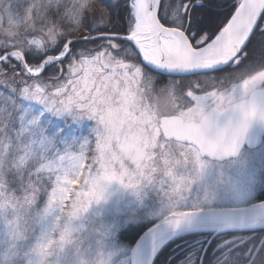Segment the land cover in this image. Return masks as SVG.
I'll use <instances>...</instances> for the list:
<instances>
[{
    "label": "snow or ice",
    "instance_id": "6c2138e0",
    "mask_svg": "<svg viewBox=\"0 0 264 264\" xmlns=\"http://www.w3.org/2000/svg\"><path fill=\"white\" fill-rule=\"evenodd\" d=\"M86 3L76 0L77 22L69 25L58 8L49 7L48 36L35 29L0 34V136L18 146L10 158H28L22 175L7 173L0 193L10 199L11 187L26 200L43 193L47 210L69 216L101 199L112 181L133 189L141 183L167 187L174 164L182 171L190 159L204 166V153H235L236 141H204L165 97L178 92L188 104L199 103L208 92L199 78L214 88L237 70L264 66V0H96L91 11ZM8 7L23 25L26 0H11ZM57 23L63 31H56ZM257 30L258 56L249 47ZM50 69L54 74L45 75ZM160 74L170 79L157 88ZM188 77L198 79L185 83ZM45 111L94 120L92 138L61 147L40 124ZM174 145L186 149L183 156ZM166 154L180 156V162ZM210 203L185 196L165 209L163 223L173 230L192 227ZM256 209L264 216V202ZM207 211L223 229L243 223L245 210Z\"/></svg>",
    "mask_w": 264,
    "mask_h": 264
},
{
    "label": "clouds",
    "instance_id": "9594fccd",
    "mask_svg": "<svg viewBox=\"0 0 264 264\" xmlns=\"http://www.w3.org/2000/svg\"><path fill=\"white\" fill-rule=\"evenodd\" d=\"M10 2L0 0V20L5 21L0 23V34L13 36L18 32L35 29L39 34L48 36L49 28L53 27L47 16L49 7L58 8L61 15L66 16L65 25L77 22L72 16L77 11L73 7L76 0H26L23 25L9 9ZM80 3H85V0H80ZM94 3L96 0H87L88 11H91L90 6ZM55 29L57 32L64 30L59 23ZM202 95L205 98L199 103L188 104L180 93H169L165 102L176 109L177 114L206 142L219 145L236 141L237 152L249 129L254 124L264 125V66L255 70H237L223 83ZM2 127L0 124V130ZM17 147L10 139L0 136V187L7 184L9 171H15L18 176L23 174L28 158L22 159L20 154L9 157V152H16ZM174 147L180 156L186 152L179 145ZM236 152L223 156L204 153V166L190 159L188 167L182 171L174 164L171 184L167 187L151 185L157 190L162 206L165 209L174 207L188 195L200 200L206 197L212 200L216 186L223 184L225 177L217 173L213 179L206 180L209 161L234 156ZM180 156L166 154V159L179 163ZM142 185L145 183L137 188ZM6 195L10 199L0 193V231L3 233L0 235V264H17L18 258L23 259V264H60L57 256L67 247L80 251L85 237L84 225L78 222L88 209L79 215L69 216L58 210H47L46 203L37 210L35 206L39 199H23L11 187ZM33 232H36L35 239L30 246L22 248L21 245L28 241ZM78 264H110V257L98 248L91 261L80 256Z\"/></svg>",
    "mask_w": 264,
    "mask_h": 264
},
{
    "label": "rangeland",
    "instance_id": "374dc122",
    "mask_svg": "<svg viewBox=\"0 0 264 264\" xmlns=\"http://www.w3.org/2000/svg\"><path fill=\"white\" fill-rule=\"evenodd\" d=\"M67 63L68 61H65L62 65L65 70ZM197 79V77L188 78L185 83L187 80ZM167 81L162 83L154 81V85L159 88ZM199 82L203 90H212L211 81L199 78ZM186 90L187 87H185ZM35 110L39 111L40 106L35 105ZM40 124L46 135L56 139L61 147L67 143L75 148L80 140L92 138L95 121L88 117L77 121L67 114L57 116L45 111L41 116ZM92 147H95L94 141ZM217 173L224 175L225 182L216 186L211 203L203 205V208H229L263 201L264 144L253 150H245L237 158L229 161L221 163L209 161L206 180L213 179ZM74 187L78 188V184ZM153 197L154 203L147 207L148 199ZM45 199L46 196L41 193L35 206L37 210L43 206ZM158 201H160L158 192L151 185L145 184L133 189L125 187L117 181L107 184L101 199L94 201L78 222L84 225L83 234L85 237L80 251L76 252L71 246L67 247L63 253L57 256L60 264H78L80 256L91 261L98 248H101L110 257V264H129L130 250L135 240L132 243L124 242L118 237V232L128 228L135 221L140 222L139 220L147 221L148 224L144 227L146 229L163 218L166 210L160 205L161 201L160 204ZM0 235H3L2 231H0ZM35 236L36 232H33L21 247L30 246ZM207 240V235L172 239L158 250L152 264L162 250V256L154 264H195L197 254L202 244ZM237 243H240L237 236L222 237L218 240L215 250H227L236 246ZM163 256H166V259L161 262ZM17 264H23V259L18 258Z\"/></svg>",
    "mask_w": 264,
    "mask_h": 264
},
{
    "label": "water",
    "instance_id": "95a60500",
    "mask_svg": "<svg viewBox=\"0 0 264 264\" xmlns=\"http://www.w3.org/2000/svg\"><path fill=\"white\" fill-rule=\"evenodd\" d=\"M142 59V58H141ZM167 75V74H162ZM168 76V75H167ZM264 137V125L254 124L246 134L245 139L242 141L241 147L238 149L234 156H229L227 158H217L212 161L222 162L225 160L236 158L243 147L249 149L257 147ZM261 202H264L261 201ZM259 202V203H261ZM259 203L250 204L246 206H237L229 208H210V209H244L242 213L243 223L235 224L228 228H220L215 224L211 217L212 213L207 211L209 208H204L205 211L196 217L193 221L192 227L182 226L178 229L173 230L169 226L163 223V218L159 219L155 223L148 226L144 229L135 239L130 250L129 264H152L153 259L155 258L158 250L168 241L181 237L183 235L191 234L194 232H226V231H239L245 229H253L264 227V216L257 215L256 206ZM255 218L257 223L253 225L251 220ZM164 241V242H163ZM163 242V243H162ZM162 243V245L156 250L155 253L152 252V249Z\"/></svg>",
    "mask_w": 264,
    "mask_h": 264
},
{
    "label": "trees",
    "instance_id": "16d2710c",
    "mask_svg": "<svg viewBox=\"0 0 264 264\" xmlns=\"http://www.w3.org/2000/svg\"><path fill=\"white\" fill-rule=\"evenodd\" d=\"M226 11V10H225ZM226 22V21H225ZM252 42L249 45L250 48H255L257 56L259 55V31L251 38ZM98 43V42H97ZM82 47H93V44H82ZM55 54V53H50ZM138 61V58H136ZM65 63V62H64ZM54 74L51 69L49 72H46L45 75ZM169 78L165 76L158 75L155 82H164ZM188 79V78H187ZM154 203V197L149 198L147 201V207ZM160 204V201H158ZM162 205V204H160ZM146 207V208H147ZM132 223L128 228L120 230L118 232V237L127 243H132L139 233L147 226V221H141ZM199 235H207L208 240L205 241L195 259V264H264V229H258L253 231H230L222 233H193L182 237H196ZM237 236L240 243H237L236 246L230 249L225 250H215V246L219 239L222 237H233ZM247 237V239H245ZM176 241V240H175ZM163 250L157 255L156 260H159L162 256ZM166 259V256H163L161 262ZM154 261V263H155ZM218 261V262H217ZM153 263V264H154Z\"/></svg>",
    "mask_w": 264,
    "mask_h": 264
},
{
    "label": "bare ground",
    "instance_id": "6f19581e",
    "mask_svg": "<svg viewBox=\"0 0 264 264\" xmlns=\"http://www.w3.org/2000/svg\"><path fill=\"white\" fill-rule=\"evenodd\" d=\"M234 10V9H233ZM138 58V62H140V63H142V57H137ZM161 76H165V77H167V78H169V76H167V75H162V74H160ZM189 78H195V77H189ZM263 140H264V137L262 138ZM258 229H264V227H259V228H253V229H245V231H253V230H258ZM226 232H230V231H226ZM194 233H208L207 231H203V232H194ZM219 233H222V232H219ZM191 234H193V233H191ZM188 235V234H187ZM183 236H185V235H183ZM164 242V241H163ZM162 242V243H163ZM162 243H160L159 245H156L153 249H152V252L153 253H155L156 252V250L162 245Z\"/></svg>",
    "mask_w": 264,
    "mask_h": 264
},
{
    "label": "flooded vegetation",
    "instance_id": "af4514ba",
    "mask_svg": "<svg viewBox=\"0 0 264 264\" xmlns=\"http://www.w3.org/2000/svg\"><path fill=\"white\" fill-rule=\"evenodd\" d=\"M170 78V77H169ZM176 79H180V77H175ZM189 78V77H188ZM262 144H264V140L262 139V142L257 146V147H255V148H252V149H249V148H247L246 146L245 147H243L242 148V150L240 151V153H239V155L241 154V152H243V151H245V150H253V149H256V148H258L259 146H261ZM238 155V156H239ZM237 156V157H238ZM236 157V158H237ZM233 159H235V158H233ZM229 160H232V159H229ZM229 160H225V161H229ZM210 161H212V160H210ZM225 161H222V162H225ZM212 162H217V161H212ZM218 163H221V162H218Z\"/></svg>",
    "mask_w": 264,
    "mask_h": 264
}]
</instances>
